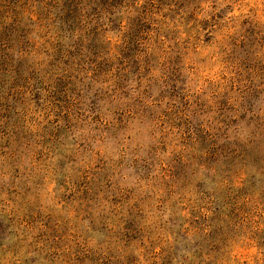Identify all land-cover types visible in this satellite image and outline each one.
Instances as JSON below:
<instances>
[{"label":"rangeland","instance_id":"374dc122","mask_svg":"<svg viewBox=\"0 0 264 264\" xmlns=\"http://www.w3.org/2000/svg\"><path fill=\"white\" fill-rule=\"evenodd\" d=\"M0 264H264V0H0Z\"/></svg>","mask_w":264,"mask_h":264}]
</instances>
